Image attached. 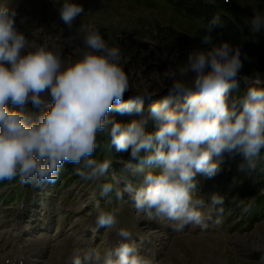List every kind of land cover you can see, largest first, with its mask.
<instances>
[{
  "label": "clouds",
  "instance_id": "obj_1",
  "mask_svg": "<svg viewBox=\"0 0 264 264\" xmlns=\"http://www.w3.org/2000/svg\"><path fill=\"white\" fill-rule=\"evenodd\" d=\"M82 13L75 0H62L59 15L69 28ZM17 15L14 7L0 4V181L18 177L21 184L39 189L54 184L66 163L76 166L73 171L82 180L98 181L112 163L91 158L96 135L102 133L109 150L128 152L129 175L100 184L101 196L114 192L124 199L126 194L137 212L171 221L174 230L182 231L202 224L204 202L193 196L194 177L216 174L213 157L237 153L253 167V158L264 148V79L258 73L243 77L249 82L246 93L229 101V92L238 87L241 51L227 41L214 42L213 31L223 27L219 15L207 22L201 38L208 47L189 52L178 70H167L171 83L166 94L148 106L146 115L127 124L109 113L140 114L143 99L152 94L141 89L122 99L129 80L118 47L81 24V54L64 60L47 47L30 46L17 29ZM249 23L253 34L264 32V13L255 12ZM189 74L190 79L179 78ZM28 104L38 110L34 117L23 110ZM149 120L157 122L154 132L146 131ZM152 165L160 171L150 170ZM211 202L223 204L217 196ZM116 216L115 210L97 206L93 222L96 228H108ZM117 235L118 245L103 256L92 250L82 259L80 249H73L71 264H151L129 242L127 230L118 229ZM258 264H264V255Z\"/></svg>",
  "mask_w": 264,
  "mask_h": 264
},
{
  "label": "rangeland",
  "instance_id": "obj_2",
  "mask_svg": "<svg viewBox=\"0 0 264 264\" xmlns=\"http://www.w3.org/2000/svg\"><path fill=\"white\" fill-rule=\"evenodd\" d=\"M61 2L0 0V4L16 9L17 29L24 33L30 46L47 47L60 53L64 60L78 59L81 54L82 33L78 30L81 24L99 31L109 46L120 49V67L129 80V91L122 99L141 89L152 94L147 99L165 95L171 81L164 73L184 65L189 52L208 47L201 45L182 51L174 45L178 36L192 37L204 24L200 18L176 12L167 0H75L82 5L84 13L76 18L72 28L60 18ZM212 6L222 9L238 27L249 51L255 48L252 43L264 42V32L253 34L249 23L255 12L264 13V0H228L227 3L217 0ZM190 76L179 78L187 80ZM31 107L25 105L23 110L29 114ZM9 108L18 107L9 105ZM109 116L114 119L116 115L110 112ZM111 150L104 159L112 155L119 157L115 155L116 150ZM109 170L107 176L114 183V175L121 174L112 164ZM233 174L226 172L211 183L209 177L196 174L193 196L204 202L200 209L202 224L186 225L182 231L174 230L171 221L149 219L137 212L126 194L124 199L110 194L101 196L99 185L108 182L105 176L98 181H84L75 173H68L63 176L68 181L59 178L54 189L50 183L35 189L28 184L9 182L0 190V198H4L0 202V264H7L17 251H25L28 264H59L60 261L71 264L75 248L80 249L82 259L92 250L103 256L118 245V229L131 234L129 242H135L138 253L151 264H258L264 255V219L252 226L245 224L247 210L243 205H250L254 199H244L227 211L230 204L225 205L229 193L226 190L233 183ZM238 175L237 179L244 176ZM215 180L220 184L218 190L213 189ZM19 188L25 198L18 199L14 193ZM260 194H264V188ZM213 196L222 198L223 204H212ZM102 205L117 212L114 226L96 228L95 211Z\"/></svg>",
  "mask_w": 264,
  "mask_h": 264
},
{
  "label": "trees",
  "instance_id": "obj_3",
  "mask_svg": "<svg viewBox=\"0 0 264 264\" xmlns=\"http://www.w3.org/2000/svg\"><path fill=\"white\" fill-rule=\"evenodd\" d=\"M167 1L172 5L173 9L176 12L182 13L189 18H200L202 19L204 24V28L197 30L192 37L186 35L178 36L174 41V45L178 49H181L182 51H188L196 49L203 45L201 43V38L206 34V24L214 15H219L221 20L223 21V27L215 29L212 33L214 42L219 43L221 41H227L231 45L240 48L242 60L240 78L238 79V87L229 92V101L234 98L241 97L246 93L249 83L244 80L243 77L253 76L254 74L258 73L261 75V77L264 78V42L258 40L255 45L254 43H252L255 48L253 49V51H249L242 42L238 27L231 21L228 15L222 9H217L216 7L207 4L202 0ZM161 97L155 99H143V111L140 114L132 112L130 114L123 115L113 113V115L115 114L116 120L122 124L130 123L132 120H138L141 118V116L146 115L148 106L151 103L160 100ZM30 109L31 110H28V113L33 117L38 114L35 108L31 107ZM14 110H19V108H16ZM156 128L157 122L155 120H149L148 124L146 125V131L154 132ZM107 140L108 138L104 134L97 133V148L92 153L91 158L97 160L104 159L106 152H109ZM111 149L115 150L114 147H112ZM115 155H118L119 157L116 158L112 155L109 159L112 162V168L118 174L128 176V169H126L125 167V161L128 159V152H117V154ZM113 160L115 162H113ZM119 160L121 161V164H119ZM213 160L218 164V170L214 176L209 177L210 183L212 180H217L218 177L223 176L226 172L233 174L234 172L238 171V174L244 175L242 179H237L239 175L233 174V183L231 184V187L227 190H223V192H225V190L229 191L225 202V205L230 204L227 211H230L237 207L240 203L243 202L244 199H254V201L250 205H243L247 210V223L245 224L247 226H252V224L258 222L261 218L264 219V194H260V191L264 188V148H262L259 154L253 158L252 168H249L248 162L242 155L237 153H224L222 157H213ZM74 167L76 166L66 163L59 173V178L62 177L64 182L68 181V178L64 179L63 176L67 175L68 173L73 174ZM150 170L158 173L160 171V168L156 165H152L150 166ZM109 171L107 172L105 179L108 180V182H113L112 179L107 176ZM198 177H201V173H198ZM205 177L207 176L205 175ZM216 180L213 181L215 183L213 189L218 190L217 186L219 187L220 184ZM9 182L14 184L18 183V177L12 180L0 181V190L5 188ZM58 182L59 180H57L54 184L50 183L51 187L54 189L57 186ZM14 193L17 195L18 199L26 197V195H24L20 188L16 189ZM30 194L32 193L28 192V195ZM110 196H115L114 192L110 193ZM3 200L4 198H0V202H2ZM101 208L107 211L111 210L110 207L105 205H102Z\"/></svg>",
  "mask_w": 264,
  "mask_h": 264
},
{
  "label": "bare ground",
  "instance_id": "obj_4",
  "mask_svg": "<svg viewBox=\"0 0 264 264\" xmlns=\"http://www.w3.org/2000/svg\"><path fill=\"white\" fill-rule=\"evenodd\" d=\"M24 252L25 251H20V252L17 251L15 256H13L12 258L8 260L7 264H28L30 261L27 260V258L24 256V254L26 255V253ZM59 264H68V262L60 261Z\"/></svg>",
  "mask_w": 264,
  "mask_h": 264
}]
</instances>
